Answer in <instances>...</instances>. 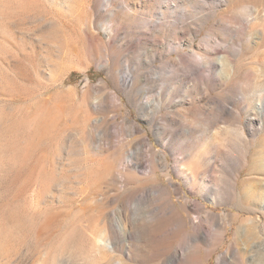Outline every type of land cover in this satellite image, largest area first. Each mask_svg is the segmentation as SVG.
Wrapping results in <instances>:
<instances>
[{"label":"rangeland","instance_id":"374dc122","mask_svg":"<svg viewBox=\"0 0 264 264\" xmlns=\"http://www.w3.org/2000/svg\"><path fill=\"white\" fill-rule=\"evenodd\" d=\"M263 95L264 0H0V264H258Z\"/></svg>","mask_w":264,"mask_h":264},{"label":"bare ground","instance_id":"6f19581e","mask_svg":"<svg viewBox=\"0 0 264 264\" xmlns=\"http://www.w3.org/2000/svg\"><path fill=\"white\" fill-rule=\"evenodd\" d=\"M127 73V72H126ZM132 75L131 74H127V76L125 77L127 79V81H131L132 80ZM260 93V92H259ZM264 97V95H263ZM263 97L261 98V100H259V103L253 107V110H254V115L257 116L258 118H260V124H262V120L264 118V101H263ZM252 110V111H253ZM221 115L225 116V114L228 113V110H226L225 108L221 109L220 112H219ZM218 116V115H217ZM257 118V119H258ZM264 123V122H263ZM209 125V124H208ZM211 128V126H209ZM207 128V127H206ZM209 128V130H210ZM206 130V129H205ZM208 131V130H206ZM218 131V129H217ZM204 132V131H203ZM244 132V131H243ZM242 135V134H241ZM245 137V136H243ZM206 165V164H205ZM190 166V170L191 172L193 171L194 172V164H191L189 165ZM200 168V167H198ZM197 171V170H196ZM261 197V196H260ZM260 197H257L256 199L259 200ZM261 199H264V195L260 198ZM259 209L262 210L264 212V204L262 202L261 206H259ZM263 215V214H262ZM257 220V219H256ZM259 221V220H257ZM253 222V221H252ZM256 222V221H255ZM260 223H258L257 225H259ZM254 227V226H253ZM254 229V228H253ZM258 232V231H257ZM252 235H255V238L256 241H254V243L252 244L251 248H247L248 250H253V252H255V256L257 255V263L258 264H264V243L262 242V240L259 238V236H256V233L255 232H251ZM259 234L261 235V233L259 232ZM198 240L200 239L202 242L203 240L205 241L207 239V234L202 230V226L199 227V230H198V236H197ZM229 253H230V250H229ZM226 262H228V259L227 257H223V258H220L219 259V262L218 264H225ZM195 263V262H194Z\"/></svg>","mask_w":264,"mask_h":264}]
</instances>
